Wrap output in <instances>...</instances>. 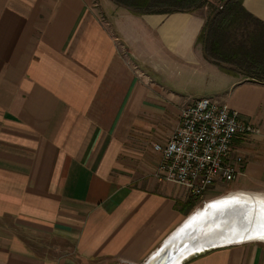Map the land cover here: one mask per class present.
Here are the masks:
<instances>
[{
    "label": "crops",
    "instance_id": "0c3cea01",
    "mask_svg": "<svg viewBox=\"0 0 264 264\" xmlns=\"http://www.w3.org/2000/svg\"><path fill=\"white\" fill-rule=\"evenodd\" d=\"M243 6L264 22V0ZM205 23L112 0H0V264H144L196 207L156 179L154 145L199 99L259 127L237 142L238 186H264V83L206 58ZM186 264H264V242Z\"/></svg>",
    "mask_w": 264,
    "mask_h": 264
},
{
    "label": "built area",
    "instance_id": "2783aa9c",
    "mask_svg": "<svg viewBox=\"0 0 264 264\" xmlns=\"http://www.w3.org/2000/svg\"><path fill=\"white\" fill-rule=\"evenodd\" d=\"M260 133L259 127L243 121L227 104L212 98L196 100L183 109L167 144L154 145L162 155L155 177L201 200L217 185L244 176L246 158L237 142Z\"/></svg>",
    "mask_w": 264,
    "mask_h": 264
},
{
    "label": "trees",
    "instance_id": "16d2710c",
    "mask_svg": "<svg viewBox=\"0 0 264 264\" xmlns=\"http://www.w3.org/2000/svg\"><path fill=\"white\" fill-rule=\"evenodd\" d=\"M112 1L139 14L193 13L212 3L219 6L198 38L206 58L217 65H232L247 79L264 83V22L244 8L243 0Z\"/></svg>",
    "mask_w": 264,
    "mask_h": 264
},
{
    "label": "water",
    "instance_id": "95a60500",
    "mask_svg": "<svg viewBox=\"0 0 264 264\" xmlns=\"http://www.w3.org/2000/svg\"><path fill=\"white\" fill-rule=\"evenodd\" d=\"M175 230L144 264H186L210 251L264 235V204L230 194L212 200Z\"/></svg>",
    "mask_w": 264,
    "mask_h": 264
},
{
    "label": "rangeland",
    "instance_id": "374dc122",
    "mask_svg": "<svg viewBox=\"0 0 264 264\" xmlns=\"http://www.w3.org/2000/svg\"><path fill=\"white\" fill-rule=\"evenodd\" d=\"M217 9L220 10V7L217 6V5L215 6L212 3L211 5H207L204 8L198 10L197 12L203 14L205 19H206V21H208V20H210L213 17V14H215ZM129 11L130 12H135V11H131V10H129ZM201 46L204 48L203 43L201 44ZM223 65H225L224 68H226L228 70H234L237 73H240V71L237 70L232 65H228V64H223ZM242 78H244V76ZM249 187H250L249 185L244 184V183H242V184H240L238 186V182L231 183V184H220V185H217L203 199L195 201L196 207L194 208V210H193V212L191 214H193L194 212L202 209L205 206L206 203H208V202H210L212 200H215L217 198H221L223 196H226V195L230 194L231 192L238 191L239 189H242V190L244 189V190H249V191H254V192H258V193L264 194V186L263 187L256 186L255 188H253V186H251L250 188Z\"/></svg>",
    "mask_w": 264,
    "mask_h": 264
},
{
    "label": "bare ground",
    "instance_id": "6f19581e",
    "mask_svg": "<svg viewBox=\"0 0 264 264\" xmlns=\"http://www.w3.org/2000/svg\"><path fill=\"white\" fill-rule=\"evenodd\" d=\"M230 195L232 196H240L250 200H256L262 202L264 204V194L258 192H247V191H235L231 192ZM219 199V198H217ZM203 212V209L198 210L196 213L199 216ZM251 242H264V235L256 236L255 238L251 239Z\"/></svg>",
    "mask_w": 264,
    "mask_h": 264
}]
</instances>
